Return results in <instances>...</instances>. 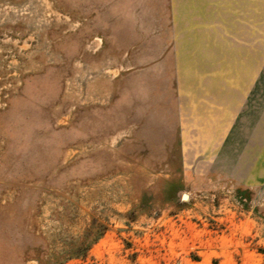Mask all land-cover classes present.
Listing matches in <instances>:
<instances>
[{
    "label": "rangeland",
    "instance_id": "rangeland-1",
    "mask_svg": "<svg viewBox=\"0 0 264 264\" xmlns=\"http://www.w3.org/2000/svg\"><path fill=\"white\" fill-rule=\"evenodd\" d=\"M263 250L264 0H0V264Z\"/></svg>",
    "mask_w": 264,
    "mask_h": 264
},
{
    "label": "trees",
    "instance_id": "trees-1",
    "mask_svg": "<svg viewBox=\"0 0 264 264\" xmlns=\"http://www.w3.org/2000/svg\"><path fill=\"white\" fill-rule=\"evenodd\" d=\"M263 254H264V250H263Z\"/></svg>",
    "mask_w": 264,
    "mask_h": 264
},
{
    "label": "water",
    "instance_id": "water-1",
    "mask_svg": "<svg viewBox=\"0 0 264 264\" xmlns=\"http://www.w3.org/2000/svg\"><path fill=\"white\" fill-rule=\"evenodd\" d=\"M186 196H184V198H185Z\"/></svg>",
    "mask_w": 264,
    "mask_h": 264
}]
</instances>
